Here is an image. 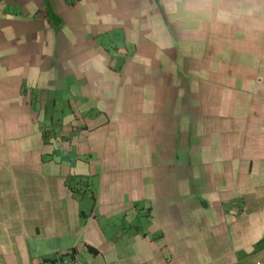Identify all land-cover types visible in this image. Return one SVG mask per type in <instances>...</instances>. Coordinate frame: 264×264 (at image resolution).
<instances>
[{
  "label": "crops",
  "instance_id": "0c3cea01",
  "mask_svg": "<svg viewBox=\"0 0 264 264\" xmlns=\"http://www.w3.org/2000/svg\"><path fill=\"white\" fill-rule=\"evenodd\" d=\"M72 250L264 264V0H0V264Z\"/></svg>",
  "mask_w": 264,
  "mask_h": 264
},
{
  "label": "built area",
  "instance_id": "2783aa9c",
  "mask_svg": "<svg viewBox=\"0 0 264 264\" xmlns=\"http://www.w3.org/2000/svg\"><path fill=\"white\" fill-rule=\"evenodd\" d=\"M30 264H88L77 250L58 252L52 258H37Z\"/></svg>",
  "mask_w": 264,
  "mask_h": 264
},
{
  "label": "trees",
  "instance_id": "16d2710c",
  "mask_svg": "<svg viewBox=\"0 0 264 264\" xmlns=\"http://www.w3.org/2000/svg\"><path fill=\"white\" fill-rule=\"evenodd\" d=\"M76 1H79V0H69V3L74 4ZM72 181H73V179H71L69 181V186H71L73 190L78 191L77 188L74 185H72ZM78 183H83V181H81V182L79 181ZM78 183H76L75 185H77Z\"/></svg>",
  "mask_w": 264,
  "mask_h": 264
}]
</instances>
